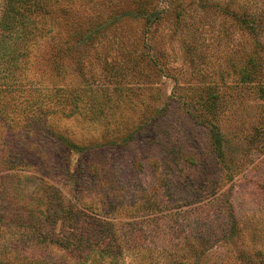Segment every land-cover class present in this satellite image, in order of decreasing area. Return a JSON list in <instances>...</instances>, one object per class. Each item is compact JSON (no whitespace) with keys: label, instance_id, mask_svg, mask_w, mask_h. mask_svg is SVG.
I'll use <instances>...</instances> for the list:
<instances>
[{"label":"rangeland","instance_id":"obj_1","mask_svg":"<svg viewBox=\"0 0 264 264\" xmlns=\"http://www.w3.org/2000/svg\"><path fill=\"white\" fill-rule=\"evenodd\" d=\"M147 1L74 0L64 31L32 50L25 86L76 89L79 108L47 98V113L0 117V264H82L29 237L28 210L72 194L113 221L118 264H264V0ZM95 15L98 37L70 41ZM56 42L86 49L82 62L54 69ZM136 224L143 238L127 241Z\"/></svg>","mask_w":264,"mask_h":264},{"label":"trees","instance_id":"obj_2","mask_svg":"<svg viewBox=\"0 0 264 264\" xmlns=\"http://www.w3.org/2000/svg\"><path fill=\"white\" fill-rule=\"evenodd\" d=\"M73 2L74 0H0V93L4 91L1 88L7 87L8 89L10 84L20 85L13 90L15 93L8 100L0 96V117L7 110H11L15 116L18 114L17 110L20 113H26L28 110L34 111L39 115L47 113L50 107L46 103L47 98L48 103L53 101L54 105L60 101L61 109L66 116H71L78 110L79 96L76 89L54 88L49 94L43 96L42 92H33L37 89L33 90L32 87L28 89L25 86L31 83V80L24 75L26 74L25 69L31 63L32 50L39 47L41 41H47L50 37L54 38L55 31L58 34L64 31L61 27V20H65L67 13L72 14ZM127 2H135L140 12H148V8L143 9L147 5V0H127ZM59 3H66L65 7L58 9ZM109 3L111 7L116 5L115 0H109ZM52 12H58L61 15L59 20L51 15ZM153 15L156 13L150 12L147 19L151 21ZM97 18L98 15H95L88 21L78 22L74 27L67 29L70 41L77 42L78 46L95 40L103 27L101 22L97 23ZM52 46L49 61H53V67L57 70L64 69L66 66V56L70 55L72 62L79 64L86 52V49L83 54L81 51L69 52L57 42L52 43ZM66 91L67 96L64 95ZM262 91L264 93V89ZM62 100L64 101L63 106ZM217 147L219 151H222L223 146L220 141L217 142ZM13 162L20 166H30L33 163L26 159ZM65 201L66 203L61 202L60 205L59 202H56V205L52 204L53 208H30L27 215L35 221L29 237L40 243H54L62 247L82 264H118L123 257V248L122 243L114 237L113 221L102 219L97 214L94 215L80 208L79 204L83 203L77 195L72 194ZM88 208L93 210L92 205ZM61 216L66 218L65 223L68 229L58 231L56 223ZM133 223L127 224L132 225ZM134 227L133 231L126 234L127 241L137 242L143 238L144 232L138 224ZM207 252L204 249H195L198 260L203 259ZM251 264L255 263L251 262Z\"/></svg>","mask_w":264,"mask_h":264}]
</instances>
